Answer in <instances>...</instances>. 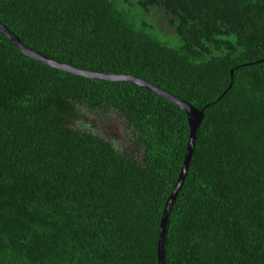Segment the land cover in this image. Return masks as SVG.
<instances>
[{
	"label": "trees",
	"instance_id": "16d2710c",
	"mask_svg": "<svg viewBox=\"0 0 264 264\" xmlns=\"http://www.w3.org/2000/svg\"><path fill=\"white\" fill-rule=\"evenodd\" d=\"M0 22L204 109L165 264H264V0H0ZM77 105L124 116L142 159L75 128ZM189 135L169 99L0 32V264H158Z\"/></svg>",
	"mask_w": 264,
	"mask_h": 264
},
{
	"label": "water",
	"instance_id": "95a60500",
	"mask_svg": "<svg viewBox=\"0 0 264 264\" xmlns=\"http://www.w3.org/2000/svg\"><path fill=\"white\" fill-rule=\"evenodd\" d=\"M0 32L4 34L10 41H12L15 46L20 49L25 55L37 59L39 61L44 62L45 64L55 67L58 69H62L64 71H68L70 73L81 75L88 78L93 79H99V80H105V81H124V82H130L135 85H138L140 87L146 88L147 90L153 91L157 93L158 95L165 97L181 107L185 113L187 114L188 124L190 127V135L188 140V147H187V155L184 160L179 178L176 182V185L168 198V201L165 206V210L161 219V231H160V239L158 244V264H165L164 260V253H165V236L167 232V222L169 217V211L172 208V205L177 198L179 191L185 181L189 164L191 162L193 152L196 146L197 141V133L198 130L203 122L204 119V109H198L192 104L186 102L185 100L173 95L172 93L158 87L157 85L150 83L144 79H141L139 77L130 75V74H110V73H102V72H94V71H88L84 69H80L77 67H74L69 64L61 63L58 61H55L49 57L44 56L43 54L36 52L28 47H26L19 37H17L7 26H5L2 22H0ZM233 74V70L231 71ZM232 84L230 85V87Z\"/></svg>",
	"mask_w": 264,
	"mask_h": 264
},
{
	"label": "rangeland",
	"instance_id": "374dc122",
	"mask_svg": "<svg viewBox=\"0 0 264 264\" xmlns=\"http://www.w3.org/2000/svg\"><path fill=\"white\" fill-rule=\"evenodd\" d=\"M160 25L164 23L160 20ZM175 43L177 41V38ZM174 43V44H175ZM78 116L74 121V127L87 129L109 140L116 150L128 157L141 160L143 151L135 142V133L128 126L124 116L108 109H90L84 105H77Z\"/></svg>",
	"mask_w": 264,
	"mask_h": 264
}]
</instances>
